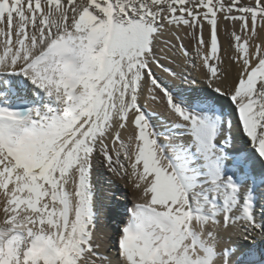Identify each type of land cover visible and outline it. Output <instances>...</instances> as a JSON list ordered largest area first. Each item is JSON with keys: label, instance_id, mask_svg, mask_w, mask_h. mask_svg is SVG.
<instances>
[{"label": "snow or ice", "instance_id": "6c2138e0", "mask_svg": "<svg viewBox=\"0 0 264 264\" xmlns=\"http://www.w3.org/2000/svg\"><path fill=\"white\" fill-rule=\"evenodd\" d=\"M0 264H264V0H0Z\"/></svg>", "mask_w": 264, "mask_h": 264}, {"label": "bare ground", "instance_id": "6f19581e", "mask_svg": "<svg viewBox=\"0 0 264 264\" xmlns=\"http://www.w3.org/2000/svg\"><path fill=\"white\" fill-rule=\"evenodd\" d=\"M120 185V189L117 190V196L120 198V205L128 204V206H131L133 202V193L130 187L126 186L123 181L118 182ZM123 193H127V198L125 199Z\"/></svg>", "mask_w": 264, "mask_h": 264}]
</instances>
